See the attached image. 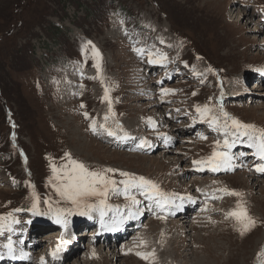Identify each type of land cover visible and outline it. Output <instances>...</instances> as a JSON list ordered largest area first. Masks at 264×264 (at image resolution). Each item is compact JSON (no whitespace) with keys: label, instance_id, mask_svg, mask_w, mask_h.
I'll list each match as a JSON object with an SVG mask.
<instances>
[{"label":"rangeland","instance_id":"rangeland-1","mask_svg":"<svg viewBox=\"0 0 264 264\" xmlns=\"http://www.w3.org/2000/svg\"><path fill=\"white\" fill-rule=\"evenodd\" d=\"M240 13L245 18H236ZM263 40L264 0H0V214L31 206L33 189L29 182L41 199V210L46 209L43 201L49 196L53 201L59 199L49 184V158L60 165L66 152L92 169L114 168L144 176L169 194L190 195L203 189L207 197L190 213L192 204L186 203L187 196H181L185 198V213L172 215L185 230L178 227L170 233L167 227L159 233L157 225L154 231V216L145 207L139 218H144L146 227L128 220L131 224L120 241L108 238L120 251L114 258L107 248H101L105 236L96 227L90 237H82L72 257H64L72 248L66 244L60 253L64 258L55 261L51 250L61 236L69 239L67 232L57 237L61 225L43 221L51 220L46 216L18 212L15 216L21 223L15 225L14 233L0 236V253L7 255L4 245L10 235L17 257L21 251L29 255L36 251L38 259L30 264H40L41 257L47 264H258V253L264 248V194L260 192L264 176L256 179L261 180L260 185H254V164L235 180L239 169L212 174L208 169L198 170L193 161L209 156L214 142L224 139L222 132L200 120L197 104L222 103L232 116L264 129V85L259 83L264 72L257 71L264 68ZM88 41L102 54L103 83L90 78L97 76V69L91 45L84 48ZM141 46L167 53L168 60L164 65L149 63L147 55L142 57L133 50ZM209 66L216 71H206ZM243 79L262 97L260 101L235 96L238 81ZM105 84L111 88L116 119L128 124L124 130L147 140L152 130L165 134L157 135L153 152L145 153L134 143L122 144L102 129L91 131L92 120L103 124L101 114L109 110L108 102L102 100ZM161 88L177 91L162 99ZM108 126L115 129L111 117ZM170 131L173 150L177 151L173 154L180 157L179 161L168 155L169 148L161 147ZM237 146L232 149L237 160L250 164L251 157L238 155L250 152L247 144ZM119 171L114 174L118 181L124 179ZM216 176L220 178L214 179ZM193 181L197 183L194 186ZM221 188L244 193L250 214L258 221L250 233L241 236L234 220L225 218V213L236 206L237 197L214 193ZM213 194L222 195V199H212ZM137 199L143 202L141 207L149 203L143 196ZM123 202H127L123 196L110 195L108 200L113 205ZM205 204L207 211L201 213ZM61 206L69 205L62 201ZM171 212L165 211L164 224L171 220ZM112 215L109 212L105 219L109 221ZM83 218L71 216L68 229L75 227L81 235L87 230L81 226L86 225ZM181 236L186 242L179 241L176 258L171 256L163 262L136 255L137 251L156 249L161 256L163 251L169 256L163 244ZM140 237L150 242L139 245ZM38 239H43L42 246L35 249ZM88 245H93L95 252L100 250L104 258L93 261V248L89 251Z\"/></svg>","mask_w":264,"mask_h":264},{"label":"snow or ice","instance_id":"snow-or-ice-1","mask_svg":"<svg viewBox=\"0 0 264 264\" xmlns=\"http://www.w3.org/2000/svg\"><path fill=\"white\" fill-rule=\"evenodd\" d=\"M121 23H123V21H121ZM89 45L92 47V56L95 60L94 67L97 69V76L90 78L100 79L103 83L102 54L91 41H88L87 44L84 45L85 50ZM133 50L142 57L147 55L149 58L148 62L151 64L164 65L168 60L167 53L161 52L158 49L152 50L141 46L134 47ZM197 59L202 58L197 57ZM206 71L215 72L216 70L209 66ZM257 71L264 72V68H258ZM197 75H204V73H197ZM175 91L177 90L161 88V98L163 99L165 95L174 93ZM110 92L111 88L105 84L102 100L108 102L109 110L104 115L103 124L98 125L95 119L92 120L90 125L91 131L97 133L102 129L108 136L114 137L120 141L136 140L137 138L131 136L124 130L123 125L116 119ZM193 95H196V93L194 92ZM222 97L223 93H221V100ZM81 107L83 108L85 105H81ZM214 109H218V111H214ZM195 110L202 122H206L214 131L222 132L224 136L223 142L219 139L214 142L213 151L209 156L193 161V164L198 170L203 171L208 169L212 172L235 170L236 165L234 161L237 159V156L232 153V149L235 148L237 144H247L249 148L255 150L252 155L260 161L253 165L254 170L264 174V129L257 128L254 124L244 123L239 118L232 116L224 109L222 103L218 105L197 104ZM83 114L86 118L89 117L87 111ZM110 117L115 123V129L108 126ZM148 121L155 127V121L152 120L151 117L148 118ZM157 135L164 136L165 134L157 133ZM198 135H200L202 139H207L203 134L198 133ZM166 139L170 142L172 137H167ZM148 145H150V141L146 138H141L139 139L137 147L143 148ZM238 155L243 156L245 153H239ZM61 159L64 162L57 165L49 158L52 170V176L49 177V184L55 189V193L58 195L59 199L53 201L52 197L49 196L43 201V203L47 205L46 209L41 210V199L34 190L35 186L29 182V186L33 189L31 193V206L28 208H15L11 212L0 214V236H3L6 232L14 233L16 231L15 225L21 223L15 216V213L18 212H29L33 217L46 216L55 224L61 225L65 231L68 229L70 223L69 218L71 216L79 215L93 219L94 213H98L100 226L103 230L118 231L120 226L127 220L138 219L143 215L145 207L150 211L155 209L159 212H165L173 208L180 210L183 207L184 197H178L177 194L164 192L157 182L144 176H137L134 173L119 171L114 168L92 169L82 161L73 158L71 153L67 152ZM26 161L27 157L25 156V162ZM118 171L119 175L124 178L119 181L114 178V174ZM215 192L237 197L236 206L225 213V218L234 220L241 236L250 233L257 226L258 221L250 214L247 202L243 199V192L228 188L216 189L214 190V193ZM137 194L143 196L144 200L149 203L141 207L143 202L137 199ZM110 195L123 196L129 203L123 206L124 210L122 211L120 205L108 203ZM211 198L222 199V195L217 196L213 194ZM93 199H95V202H90ZM177 199L180 200V203L176 202ZM187 199L190 202H194L190 196L187 197ZM62 201L69 206H61ZM207 208L208 205L205 204L203 210L207 211ZM109 212L113 213V215L109 217L110 222L105 220ZM209 219H211V217H209ZM27 223H31V220L27 221ZM7 239L8 243L4 245V247L7 248V254L10 258L15 260L29 257V254L25 252H21L20 256L17 257L11 236L9 235ZM70 242V240L64 239V237L61 236L55 248L51 250L50 255L52 259L59 260L60 253L65 251L64 245ZM147 243V240L144 238H139V245H147ZM139 245H137V247ZM128 251L131 252L132 249ZM136 255L144 260H149L155 257V250L146 252L137 251ZM92 256H96L94 249L92 251ZM2 259H4V255L0 253V260ZM40 264H47L44 257L40 258ZM258 264H264V248L258 253Z\"/></svg>","mask_w":264,"mask_h":264},{"label":"bare ground","instance_id":"bare-ground-1","mask_svg":"<svg viewBox=\"0 0 264 264\" xmlns=\"http://www.w3.org/2000/svg\"><path fill=\"white\" fill-rule=\"evenodd\" d=\"M234 13V12H233ZM233 15V14H232ZM235 15V14H234ZM243 14H239V15H236V18H239L240 16H242ZM242 18H245V15H243L242 16ZM263 25V24H262ZM253 30H255L256 32L258 31L257 29H253ZM255 31H253V32H255ZM256 32L253 34V35H256ZM257 36V35H256ZM256 36H254V39L256 38ZM262 43V45H263V47H260L261 49H264V40L261 42ZM260 51H262V50H260ZM88 75H89V73H87ZM71 80L72 81H75L74 79H72L71 78ZM86 82V81H85ZM264 79H260L259 80V83H260V87L262 86V85H264ZM236 85V84H235ZM235 95H239L240 97L242 96V97H244V96H251L252 97V99H255L256 101H260V99H262V97L256 92V91H252L251 90V88L250 87H248V84L245 82V81H243V80H239L238 81V87L235 89V93H234ZM148 97H146V98H151L152 99V96L151 95H147ZM139 100V99H138ZM151 104V103H150ZM100 108V107H99ZM66 109V108H65ZM66 111V110H65ZM67 113V112H66ZM69 114V113H68ZM102 115V117H103V115H105V113H102L101 114ZM69 116V115H68ZM126 119V118H125ZM68 120V119H67ZM126 121V120H125ZM75 122V120H72V124ZM123 126H125L126 124H125V122L124 121H119ZM67 123H68V121H67ZM66 123V124H67ZM69 124H70V122H69ZM127 126H128V124H127ZM138 128H139V130L138 131H140V129H141V125L139 126H137ZM188 128H189V126H187ZM75 128V127H74ZM127 128V127H126ZM73 129V128H72ZM138 133H140V132H138ZM157 133H158V131H151L150 133H148V135H147V137L150 139V145L151 146H146V147H144V149L142 150L143 152H145V153H147L148 151H149V153L150 152H153V143L156 141V138L158 137L157 136ZM131 136H132V134H135V132H130L129 133ZM173 136V132L172 131H170V136L169 137H172ZM137 139L136 140H130V141H128L126 144H130V142H132V143H136V144H139V137H136ZM82 141V140H81ZM171 143V141L170 142H168V141H166V144L165 145H163V146H161L162 148H164V147H166V148H169V150L167 151V152H169L170 154H168V155H174V159L176 160V161H179V159H180V157L179 156H176L175 154H173V153H176L177 151H174L173 150V145H171L170 144ZM181 143H182V141H181ZM183 145V144H182ZM182 145H180V146H182ZM171 147V148H170ZM244 148V147H243ZM255 150L253 149L252 150V153L254 152ZM252 153H251V156L254 158V160L251 162L252 164H254V163H256V162H258L259 160L256 158V157H254L253 155H252ZM186 154L188 155L189 154V152L187 151L186 152ZM182 157V156H181ZM161 163V162H160ZM234 164L236 165V167L235 168H238L239 170H240V172H243V173H235L236 174V178H234L235 180L240 176V174H247L248 173V170L249 169H251V168H249V166L251 165V164H249V163H247V162H238V160H235L234 161ZM241 165H243V166H241ZM187 167H190V165H188ZM249 168V169H248ZM254 169V168H253ZM231 171H233V170H231ZM184 172H186V171H184ZM219 172H225L224 170H221V171H219ZM219 172H212L211 171V173L212 174H218ZM184 174V173H183ZM234 174V175H235ZM264 176V174H261V173H258V172H256V174H255V180L256 179H258V178H262ZM218 178H220L219 176H216V177H214V179H218ZM243 179V178H242ZM254 182V181H253ZM258 182V183H257ZM193 183V186H194V184H197V183H195L194 181L192 182ZM262 183H263V181H262ZM234 184V183H233ZM261 184V180H256V182L254 183V185H260ZM195 187H198V186H195ZM189 187H187V189H188ZM260 192H261V194H264V187H262L261 188V190H260ZM176 194V193H175ZM204 194H205V196H204ZM183 195H186V193H178L177 194V196L179 197V196H183ZM190 196H195V199L193 200L194 202H193V204H194V210H197L198 209V206L199 205H201L202 203H203V201L204 200H207V197H206V193H205V191L203 190V189H200V190H198L197 191V193L196 194H190ZM125 204H128V203H124V204H116V205H120L121 206V209H122V211H123V206L125 205ZM184 206H185V203H183V207L180 209V210H183V208H184ZM214 208H216V206L214 207ZM204 209V208H203ZM201 210V213L204 211V210ZM176 209H174L173 208V211H175ZM190 213H191V211H190ZM163 215H164V213L163 212H157L155 215H154V219L152 218L151 219V224H153L154 225V231H155V228H156V225H157V230H158V232L160 233V231L162 230V228H166L167 227V230H168V232L170 233V232H173L174 231V229H176V228H178V227H180L182 230H185L184 228H182L181 227V225H179V221L176 219H173L174 217H171V220L170 221H168L169 223H167V224H164L163 222H162V218H158V217H163ZM181 217H179V219H180ZM184 218V217H183ZM106 220V219H105ZM133 221H136V222H138V224L140 225V226H144V227H146L147 226V223H144V221H143V218H138V219H132ZM161 220V221H160ZM94 221H96V222H100L99 221V215H98V213H96L95 214V216H94V218L93 219H91L90 221L88 220V222H90V223H94ZM106 221H108V220H106ZM128 221V220H127ZM125 222L123 225H121L120 226V229L118 230V231H114V235H118L119 236V241H120V239L122 238V234H125V232H127V225L129 224V222ZM132 221V222H133ZM158 221H160L159 223H158ZM188 221V220H187ZM110 222V221H109ZM162 222V223H161ZM183 224H185V223H187L185 220H182L181 221ZM180 222V223H181ZM191 222V221H190ZM192 223V222H191ZM161 227H160V226ZM90 228H92V230L90 229L89 230V232L88 233H86V232H84V234L86 233V235H84L83 234V232H82V234L81 235H79L77 232H74L73 231V229H68L66 232H67V234L69 235V239L68 240H70L71 242L70 243H68V248L69 247H72L71 248V250L69 251V252H67L66 253V256H64V257H72V255L74 254V253H72L73 252V250L74 249H76V248H78V246H79V243H80V241H82V237H83V239H86V238H88V237H90L91 235H92V231H93V229H94V226H92V227H90ZM147 229V228H146ZM57 231V237L59 236V235H63L64 234V232H65V229L62 227V228H60L59 230H56ZM152 231V230H151ZM143 232H144V230H142V234H143ZM48 232H46V234H47ZM50 233V232H49ZM184 233V232H183ZM50 237H52L51 235L52 234H48ZM83 235V236H82ZM104 235L106 236L105 237V241H107V243H104V240L102 241V243H101V248H107L108 249V252L110 251L111 252V256H112V258H114L115 256H120L119 254H120V251L119 250H117V245H115V243H112L111 242V240H110V242L108 241L109 239V236H111V234H109V232H104ZM160 235H162V233L160 234ZM85 236V237H84ZM153 237V236H152ZM43 238V237H42ZM114 238V237H113ZM156 238V237H155ZM26 241L27 240H29V238H26L25 239ZM158 240V239H157ZM42 241H43V239L42 240H37L36 241V245H35V249H37L38 247H40V246H42ZM119 241L117 242V243H119ZM147 241L148 242H150V240L149 239H147ZM179 241H181V243H185L186 241H185V238L184 237H180V238H175V239H173V238H171V239H169V242L167 241V242H165V244H163V246L164 247H168V249H166L167 250V253L169 254V256L166 254V252L165 251H163V253L164 254H162V256L160 255V252H157V250L155 249V257L154 258H156V260L157 261H163V262H166V260L167 259H169L171 256H172V258H176L177 257V254L178 253H176V251L175 250H177V248H178V244H179ZM72 244V245H71ZM108 244V245H107ZM188 245V244H187ZM88 247V249H89V251L94 247L93 245H88L87 246ZM184 247H186V244H184ZM190 247V246H189ZM94 249V248H93ZM186 250H188V248L186 249ZM114 251H116V252H114ZM22 252H24V251H22ZM76 253V252H75ZM113 253H115L114 255H113ZM189 253V252H188ZM21 254V253H20ZM89 254H91V253H89ZM65 255V254H64ZM20 256V255H19ZM18 256V257H19ZM62 257L63 256H61L60 255V259L59 260H55V261H60L61 259H62ZM63 257V258H64ZM90 258H94L93 259V261L94 260H96V259H101V258H104V256L102 255V252L100 251V250H96V256L95 257H93L92 256V254L90 255ZM136 258V257H135ZM37 259H38V255L36 254V251H34L31 255H29V257H27V258H24V259H15V263L14 264H24V263H26V262H31V263H36V261H37ZM87 259V258H86ZM121 259V258H120ZM197 259V258H196ZM10 260H12V258H10L9 256H8V254L4 257V260L3 261H10ZM88 260V259H87ZM137 260V258L135 259V261L134 262H137L136 261ZM155 260V259H154ZM118 261V260H117ZM86 262H88V261H86ZM89 262H90V260H89ZM198 263V261L196 262V264ZM83 264H85V263H83ZM117 264V263H116ZM137 264H140V263H138L137 262ZM142 264V263H141ZM162 264H164V263H162Z\"/></svg>","mask_w":264,"mask_h":264}]
</instances>
